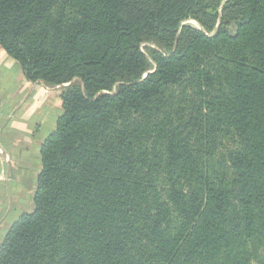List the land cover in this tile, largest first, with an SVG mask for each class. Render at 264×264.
<instances>
[{"label": "trees", "instance_id": "trees-1", "mask_svg": "<svg viewBox=\"0 0 264 264\" xmlns=\"http://www.w3.org/2000/svg\"><path fill=\"white\" fill-rule=\"evenodd\" d=\"M0 48L62 88L0 264H264V0H0Z\"/></svg>", "mask_w": 264, "mask_h": 264}, {"label": "crops", "instance_id": "crops-1", "mask_svg": "<svg viewBox=\"0 0 264 264\" xmlns=\"http://www.w3.org/2000/svg\"><path fill=\"white\" fill-rule=\"evenodd\" d=\"M61 92L27 81L18 62L0 48V246L11 227L33 211L40 149L62 114Z\"/></svg>", "mask_w": 264, "mask_h": 264}, {"label": "rangeland", "instance_id": "rangeland-1", "mask_svg": "<svg viewBox=\"0 0 264 264\" xmlns=\"http://www.w3.org/2000/svg\"><path fill=\"white\" fill-rule=\"evenodd\" d=\"M193 27H197L194 22H187ZM246 66V63H244ZM233 177L238 178L239 180H244L246 177V172H244L240 167L233 170ZM236 204L233 200L230 199V195L227 196V200L224 202V206L222 208V212L224 218L226 219V225L228 229H231L235 225V217H236ZM258 249V248H257Z\"/></svg>", "mask_w": 264, "mask_h": 264}]
</instances>
